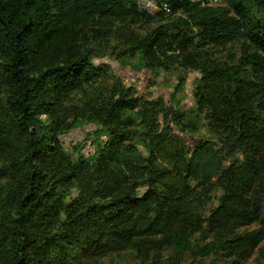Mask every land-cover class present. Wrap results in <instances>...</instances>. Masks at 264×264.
Masks as SVG:
<instances>
[{
  "label": "trees",
  "instance_id": "16d2710c",
  "mask_svg": "<svg viewBox=\"0 0 264 264\" xmlns=\"http://www.w3.org/2000/svg\"><path fill=\"white\" fill-rule=\"evenodd\" d=\"M162 1L168 20L131 0H0V264H105L129 249L145 259L167 248L169 264L188 251L221 264L264 239V0ZM117 23L155 24L127 52L157 49L170 64L240 42L238 56L197 59L195 102L215 138L180 151L173 185L156 153L178 141L182 115L113 82L91 48L65 50L64 32ZM85 124L103 138L89 156L79 145L66 153L61 137ZM257 254L264 264V242Z\"/></svg>",
  "mask_w": 264,
  "mask_h": 264
},
{
  "label": "rangeland",
  "instance_id": "374dc122",
  "mask_svg": "<svg viewBox=\"0 0 264 264\" xmlns=\"http://www.w3.org/2000/svg\"><path fill=\"white\" fill-rule=\"evenodd\" d=\"M169 13L170 11L158 12V14L166 17L167 20ZM91 26L76 27V31L72 35H69L67 31L64 32L62 37L66 39L65 50L68 47H73L75 51L80 48H91L94 51L91 61L95 65L107 67L108 71L114 75L113 82H120L125 86L131 87L137 97H142L146 100L161 98L166 106L173 107L176 113L182 115V131L173 132L177 135L178 141L161 146L159 153H156L155 164L160 169L171 171L169 179L166 178V181L173 185V167L171 162L178 157L180 151L184 150L185 154L188 153L198 139L215 138L214 131L209 125L211 123V118L210 116L208 117L209 114L206 112L204 114L199 113L195 102V93L196 91L199 93L203 84L201 73L196 68L197 59L213 58L219 60L223 59L226 53H234L238 56L240 53V42L229 46V52L221 49L205 52L207 51L206 47L204 52H202V49L192 50L186 56L188 63L179 65L178 63L182 61L179 57L170 64L157 49L149 53L148 56L141 52L132 54L127 52L132 40H142L155 24L127 26L117 23L107 28L96 25ZM180 79H184L183 85L176 90L175 87ZM215 85L216 81L212 80L206 86L207 97L214 93ZM96 130H99L98 126L85 124L68 131L61 137L63 150L70 154L72 147L79 145L81 154L85 156L91 155L94 151L91 142L93 138L95 136L99 139L103 138V132L92 134ZM138 150L141 155L147 156L145 149L141 145H138ZM220 195V192L213 194L208 210L218 207ZM257 228L258 224L255 222L248 227L242 228V231L255 230ZM192 242L200 244V237L194 236ZM263 242L264 239L256 247L243 248L240 256L244 260L220 262L221 264H263L257 254L258 246L262 245ZM167 249L156 252L145 259L141 258L132 249H129L106 257L104 262L105 264H169L172 252ZM209 261L210 259L207 257L204 258L195 252L188 251L183 255L180 264H207Z\"/></svg>",
  "mask_w": 264,
  "mask_h": 264
},
{
  "label": "built area",
  "instance_id": "2783aa9c",
  "mask_svg": "<svg viewBox=\"0 0 264 264\" xmlns=\"http://www.w3.org/2000/svg\"><path fill=\"white\" fill-rule=\"evenodd\" d=\"M138 11L147 15H154L160 11H169L168 5L162 0H131ZM177 2L186 1L188 3L199 4L201 6H220L223 0H176Z\"/></svg>",
  "mask_w": 264,
  "mask_h": 264
}]
</instances>
